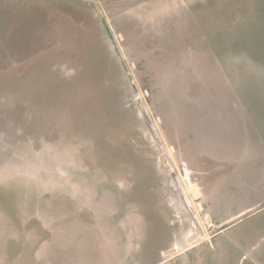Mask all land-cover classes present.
<instances>
[{
  "label": "rangeland",
  "instance_id": "obj_1",
  "mask_svg": "<svg viewBox=\"0 0 264 264\" xmlns=\"http://www.w3.org/2000/svg\"><path fill=\"white\" fill-rule=\"evenodd\" d=\"M53 1L0 0V264H112L122 248L141 261L170 251L159 247L170 168L150 124L188 188L190 207L178 191L167 199L183 210L189 240L199 235L195 209L207 241L216 229L184 176L185 159L205 169L193 173L205 182L219 163L198 153L245 164L235 183L244 193L227 208L264 204V0H98L137 92L103 40L75 39L78 18ZM132 199L146 221L130 233ZM95 204L102 214L121 206L109 232L117 248L87 210ZM213 242L173 261L189 254L196 264H239L252 243L253 261L264 264V209Z\"/></svg>",
  "mask_w": 264,
  "mask_h": 264
},
{
  "label": "crops",
  "instance_id": "obj_2",
  "mask_svg": "<svg viewBox=\"0 0 264 264\" xmlns=\"http://www.w3.org/2000/svg\"><path fill=\"white\" fill-rule=\"evenodd\" d=\"M99 4V3H98ZM100 6V5H99ZM53 8L55 9V7L53 6ZM101 9V8H100ZM102 11V9H101ZM66 17V15H64ZM102 16L104 17V24H103V28L106 32V34L108 35L107 38L108 42L110 45H108V47H110L111 51H112V55H114V58H116L119 66L123 67V64L121 62V60L119 59L117 51H116V47L114 45L113 42V35L110 32L109 29V25H108V20L105 16V14L102 11ZM106 38V39H107ZM113 38V39H112ZM108 43H106L107 46ZM117 46V45H116ZM61 64H57V71L60 69L61 72L63 73L64 69L67 70L65 67H63ZM73 66V65H72ZM124 68V67H123ZM125 70V69H124ZM124 72V71H123ZM76 73V70L73 68L72 69V74L67 77V79L71 78L73 79L74 75ZM122 79L124 80V82L126 81L130 86H132L129 78L127 76H122ZM161 141H162V145H163V150L164 153L169 156L171 158L172 161V165L173 167L176 169V165L174 162V159L172 158V156L170 155V153L167 150V147L165 146V143H163L162 137L159 134ZM192 148H189L188 151H192ZM198 156H200L201 158H203L204 160H206V164L208 165V163L212 162L215 164H218V167H214L212 170V172L210 173V169L207 170V172H205V176L203 177H211V179L208 182L202 181V179H197L193 176V173H195L194 170L196 171H203L205 169H200L199 168H193L190 166L189 160L187 161L186 159L182 162V165H184V176H186V180L188 181L190 187L193 184V182L195 181L197 185V189L198 191L195 193L192 189V191L194 192V195L196 194V196H198L201 200V204H200V208L202 209H208L207 213H208V219L207 221L210 222V224L216 229L214 230V234H212L211 240H208V231H206V229H204L203 224H202V220H200V217L195 209L196 212V216L198 221V237L195 239H191L189 240V233L186 230H182L180 228H178L177 225H175V219L174 218H170L168 216L167 212H170L173 214L172 212V207H170V204L167 203L166 199L164 198V196L162 195V192L160 193V200L163 203V208L160 216L165 219L166 221V225H163V228H160L159 225V216L157 217V214L154 215L153 217V234L155 235L154 238L158 236V231H155V229H162L159 232V235L164 233V239L165 241L159 245V247H168L170 249V251H161L160 256L161 259L157 260L158 257L153 256L152 259H146L145 257V261H141L138 258H131L130 256H127V252L124 248H122L123 251V256L118 255L117 256V252L114 254V258L113 261L111 259L110 262L112 264H196L192 258L190 257L189 254H187L186 256H183L181 258V261L179 262H174L173 260L178 257L180 255V250L183 249L182 253L187 252L193 248H195L196 246L200 245V244H207L210 245L212 248H215V244L213 242V240L226 233L232 226L236 225L237 222H239L240 220L244 219L245 217H249L251 215H253L254 213L259 212L261 209H264V204H262L260 207H254V206H249V204L247 203L246 206H244L243 208H241L239 211L237 212H233L232 210L229 211V209L227 208V201L228 198H234L235 196L239 195L238 193L240 192V194L244 193V189H245V185L241 186L238 184H235L236 181H239V179L241 178V172H244V165H240V164H232L229 160V158H226L224 155H222L223 157H218V159H213L212 158H204L202 157L199 153ZM226 160V161H225ZM82 164V163H81ZM191 167V168H190ZM243 168V169H242ZM209 171V172H208ZM235 180V181H234ZM183 181V180H182ZM192 188V187H191ZM187 193H188V188L186 189ZM76 193V192H74ZM132 194V193H131ZM189 195V193H188ZM239 196H237L236 199H238ZM190 198V195H189ZM97 207L98 205L95 204ZM220 205H222V209L220 208ZM161 206V205H160ZM159 206V208H160ZM116 211L114 213L112 212H108L106 210V208L104 209L105 212L104 214H102L101 209L102 207H98V211H94L91 208L87 209L90 210L91 213L94 215V220L98 226V230L101 232H104L105 234L108 235V241L110 239L111 241V247L116 246V241L115 239H111V237L109 236V232L113 230L114 235L116 233V228L119 226L115 224L114 222V216L119 213L121 210V206L116 205ZM130 210L125 213V216L127 220L130 219H134L136 220V225H134L133 227H129L128 231L131 233L134 232H139L141 230L140 227V219H142L143 221H146L144 215H142L141 211H139L138 209H135V202L132 199L131 203H130ZM156 211V208H154ZM160 210V209H159ZM154 211V213H156ZM124 219V218H123ZM105 221V222H104ZM234 221V222H233ZM123 222V221H122ZM120 223V225L122 226V229L124 230V224ZM158 225V227H157ZM156 229V230H157ZM200 229V230H199ZM117 237V236H116ZM189 244V247H185L186 245ZM240 245H242L240 243ZM259 244H250L249 248H243L242 250V254L240 255V260H239V264L240 263H245V262H251V264H260L259 262H255L252 259L253 256V252H255V250L257 249V246ZM122 247V246H121ZM179 247V248H178ZM203 248V246H202ZM255 248V249H254ZM254 249V251H252ZM155 251V250H154ZM163 252V253H162ZM167 252V253H166ZM178 255V256H176ZM202 264H205L202 263Z\"/></svg>",
  "mask_w": 264,
  "mask_h": 264
},
{
  "label": "flooded vegetation",
  "instance_id": "obj_3",
  "mask_svg": "<svg viewBox=\"0 0 264 264\" xmlns=\"http://www.w3.org/2000/svg\"><path fill=\"white\" fill-rule=\"evenodd\" d=\"M53 2H54L53 6L55 7L56 11H61L62 14H66L70 16L75 15V17L78 18V20L75 19L73 23V25L78 26V28L73 33L75 35V39H77V37H81V35H87L88 37L90 35V38H94L97 35L98 38L103 40L105 45L106 43H108L107 44V49H109L108 53L112 54L110 47H108V45H110L108 42L109 37L107 38L108 35L106 34L103 28V24L105 22L104 17L100 15L97 9L96 2L94 0H54ZM97 2L99 3L98 0ZM100 8L102 9L101 6ZM84 11H86L87 13L91 15L89 19H87L85 15L83 14ZM116 63L118 64L117 60H116ZM121 71L122 72L125 71L124 68L121 69ZM167 185L165 183L166 187L163 189V192L162 191L161 192L164 198L166 199L167 203L170 204V206L172 207L171 205L172 203H170V201L168 202L167 198L176 197L175 195H177V191H175V189H173L172 186H169V185L167 186ZM172 212L174 215L175 214L177 215V219H175V225H177L178 228L181 229V224L180 225L178 224L179 222L178 219L180 218V221H183V220L185 221V215H184L183 210L175 206ZM160 259H161V256H159L157 260H160Z\"/></svg>",
  "mask_w": 264,
  "mask_h": 264
},
{
  "label": "water",
  "instance_id": "obj_4",
  "mask_svg": "<svg viewBox=\"0 0 264 264\" xmlns=\"http://www.w3.org/2000/svg\"><path fill=\"white\" fill-rule=\"evenodd\" d=\"M94 1L96 2L97 9H98L100 15H102V11H101V9H100V6H99L97 0H94ZM112 39H113V38H112ZM113 42H114V45H115V47H116V51H117V54H118V56H119V59L121 60V62H122V64H123V67H124V69H125V72H126V74L128 75V78H129V80H130V82H131V84H132V87H133L134 90L137 92L138 87H137V85H136L134 79L132 78V75L130 74V72H129L127 66H126V63H125V61H124L123 56L121 55V52H119V49L117 48L114 39H113ZM139 107H140L142 113L146 116V118L148 117V118L150 119L149 113H148V111L145 109V106H144L143 104H140ZM150 120H151V119H150ZM148 127H149V129H150V133H151L152 137L154 138V140H155V142H156V145L159 147V150H160V152H161V155H162V156H165L166 159H165V158H164V159H165V161H166V164H167L168 167L170 168V175H171L170 185H171L176 191L179 192L181 198L184 199V201H185V203L187 204V206L190 207V205H189V200H190V198H189V195H188V193H187V190H186L185 186L183 185V182H182L181 177L178 175L176 169L173 167V165H172V161H171V158H170L169 156H167V155L164 153L163 145H162V141H161V138H160V136H159V133H158L157 130H156L155 125H153V124L151 125V124H150ZM186 179H187V178H186ZM191 187H192V189H193V187H195V188L197 189V185H192ZM196 194H197V193H196ZM196 194H195V196H196ZM190 209H191V208H190ZM190 209H189V211L191 212L192 210H190ZM193 215H194V214H193ZM193 215H192V217L194 218V222H193V223H194V226H196V225H198V223H197V221H196L197 216H196V215L193 216ZM196 227H197V226H196Z\"/></svg>",
  "mask_w": 264,
  "mask_h": 264
},
{
  "label": "bare ground",
  "instance_id": "obj_5",
  "mask_svg": "<svg viewBox=\"0 0 264 264\" xmlns=\"http://www.w3.org/2000/svg\"><path fill=\"white\" fill-rule=\"evenodd\" d=\"M193 191L196 193L198 191V189H196L195 187H193Z\"/></svg>",
  "mask_w": 264,
  "mask_h": 264
}]
</instances>
